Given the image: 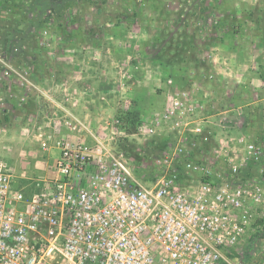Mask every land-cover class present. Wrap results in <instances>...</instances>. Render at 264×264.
<instances>
[{"label": "rangeland", "instance_id": "rangeland-1", "mask_svg": "<svg viewBox=\"0 0 264 264\" xmlns=\"http://www.w3.org/2000/svg\"><path fill=\"white\" fill-rule=\"evenodd\" d=\"M59 1L0 0V166L15 190L29 196L55 177L56 155L42 150L40 136L65 133L59 108L76 112L84 61L112 55L115 72L100 100L115 95L117 107L100 125L95 116L81 120L139 181L160 179L155 161L163 146H156L178 136L177 120L162 114L188 92L185 110L201 108L178 121L201 122L212 133L204 154L218 157L216 171L246 158L243 181L264 184V161L244 157L246 143L264 155V0ZM163 39L177 56L172 63L158 61ZM6 66L27 72L30 82L16 73L11 79ZM231 253L230 264H264V206Z\"/></svg>", "mask_w": 264, "mask_h": 264}, {"label": "built area", "instance_id": "built-area-1", "mask_svg": "<svg viewBox=\"0 0 264 264\" xmlns=\"http://www.w3.org/2000/svg\"><path fill=\"white\" fill-rule=\"evenodd\" d=\"M2 73L30 82L27 72L10 66ZM188 95L162 114L165 122L177 120L178 136L172 145H157L162 170L152 186L75 111L59 108L65 133L40 136L42 150L59 152L52 180L26 196L0 166V264H230L229 253L258 221L264 184L243 181L246 158L216 171L218 157L204 154L212 133L201 122L178 121L201 108L185 110ZM244 157L264 161L252 143ZM187 177L197 181L185 184Z\"/></svg>", "mask_w": 264, "mask_h": 264}, {"label": "crops", "instance_id": "crops-1", "mask_svg": "<svg viewBox=\"0 0 264 264\" xmlns=\"http://www.w3.org/2000/svg\"><path fill=\"white\" fill-rule=\"evenodd\" d=\"M86 54L88 53L86 52ZM84 62L85 73L80 76V88L78 91L81 99L78 103L75 113L81 119L87 118L91 120V123L92 117L95 116V118L98 120L97 123L100 125V121L103 120V117L110 114L112 115V113L115 111V108L117 107V98L115 95L109 97L108 102H102L100 100V93L102 90L108 88V82L110 83L108 77L110 78V75L113 74V70L115 72L114 65H116V61L112 55L109 60L88 58V60H85ZM94 128H92V130H95ZM53 132L56 134V128ZM56 135L59 136V134ZM73 139L79 140L81 138L80 135H76L73 137ZM88 141L92 142L90 139ZM53 153L56 155L57 160L59 157L58 150H54ZM252 244L253 243L251 242L250 245ZM251 248L252 247H250V249ZM230 255H232V253H230Z\"/></svg>", "mask_w": 264, "mask_h": 264}, {"label": "trees", "instance_id": "trees-1", "mask_svg": "<svg viewBox=\"0 0 264 264\" xmlns=\"http://www.w3.org/2000/svg\"><path fill=\"white\" fill-rule=\"evenodd\" d=\"M64 1H70V0H60L59 2H56V4H61L64 3ZM103 2H105V0H102ZM122 20H128V17L126 16H122ZM171 55V48H168L167 44H164V39H163V45L160 49V53H159V56H158V61H160L161 63H172V61H174V59L177 57V56H170ZM5 119H7L5 117ZM134 123L131 125V128H134ZM129 134H134L135 131L134 130H129L128 132ZM158 146H156L157 148ZM230 257L233 258V255H230Z\"/></svg>", "mask_w": 264, "mask_h": 264}]
</instances>
